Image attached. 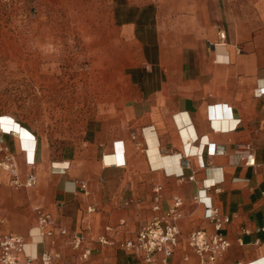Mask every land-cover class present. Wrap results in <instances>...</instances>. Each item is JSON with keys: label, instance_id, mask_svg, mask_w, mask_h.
Returning <instances> with one entry per match:
<instances>
[{"label": "crops", "instance_id": "1", "mask_svg": "<svg viewBox=\"0 0 264 264\" xmlns=\"http://www.w3.org/2000/svg\"><path fill=\"white\" fill-rule=\"evenodd\" d=\"M52 1L69 2L98 50L95 114L61 143L0 113V236L27 238L47 213L51 233L34 252L53 253L56 264H160L118 243L136 236L155 204L165 211L179 196L169 264H201L187 239L214 230L205 203L230 219V246L212 264H264V0ZM9 155L36 185L11 183L1 164ZM103 235L115 244L100 243Z\"/></svg>", "mask_w": 264, "mask_h": 264}, {"label": "rangeland", "instance_id": "2", "mask_svg": "<svg viewBox=\"0 0 264 264\" xmlns=\"http://www.w3.org/2000/svg\"><path fill=\"white\" fill-rule=\"evenodd\" d=\"M68 3L0 0V113L61 143L80 137L98 99V50Z\"/></svg>", "mask_w": 264, "mask_h": 264}, {"label": "built area", "instance_id": "3", "mask_svg": "<svg viewBox=\"0 0 264 264\" xmlns=\"http://www.w3.org/2000/svg\"><path fill=\"white\" fill-rule=\"evenodd\" d=\"M225 37L224 33L220 34ZM34 161H32L33 163ZM248 164L254 163L250 155L247 159ZM4 168L12 173L11 183L15 186L24 185L33 187L36 185L37 176L34 172L30 173L24 180L19 177L14 157L9 155L6 162L1 163ZM193 179V176L190 177ZM80 187L87 191V183L82 182ZM184 201L181 197L175 196L172 203L165 211H161L159 204L153 206V214L138 230L133 239L120 241L118 246L122 249L142 254L146 263H154L159 260L160 264H169V259L174 254L180 243L181 231L179 220L182 217V208ZM94 210L93 208L89 209ZM205 217L214 224V230L197 229L190 232L187 242L194 253L199 257L201 264H212L218 258L223 256L230 246V241L223 233L225 223L229 222V217L222 216L218 208L213 207L211 203H205ZM51 216L47 213H40L37 217V225L32 229L27 238L22 235L7 233L0 236V264H56L55 256L49 251L32 252L28 250V245H35L44 242V236L50 234ZM63 234L67 230L62 228ZM99 242L113 245L115 242L107 235L99 237ZM82 237L72 236L74 247L82 245ZM91 251L87 249L83 257L87 258ZM187 260V258H186ZM234 264H242L241 262ZM253 264V263H250Z\"/></svg>", "mask_w": 264, "mask_h": 264}, {"label": "bare ground", "instance_id": "4", "mask_svg": "<svg viewBox=\"0 0 264 264\" xmlns=\"http://www.w3.org/2000/svg\"><path fill=\"white\" fill-rule=\"evenodd\" d=\"M13 132L16 134V131H13ZM35 246H36L35 243L29 244L28 245V250L34 252Z\"/></svg>", "mask_w": 264, "mask_h": 264}]
</instances>
